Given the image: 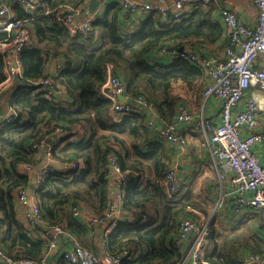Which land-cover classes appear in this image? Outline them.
Masks as SVG:
<instances>
[{
	"label": "trees",
	"instance_id": "1",
	"mask_svg": "<svg viewBox=\"0 0 264 264\" xmlns=\"http://www.w3.org/2000/svg\"><path fill=\"white\" fill-rule=\"evenodd\" d=\"M8 1L17 17L25 19L31 43L20 54L22 77L15 78L10 88V101L18 115L0 131V248L9 255L34 260L46 253L48 242L40 233L34 234L37 226L29 230L17 220L13 192L28 188L30 180L17 172L15 163L37 165L40 161L34 144L55 137L54 130L61 125L79 128L82 134L78 140L63 139L64 144L54 149L53 156L60 161L79 160L83 168L68 178L55 173L45 180L38 194L43 218L51 224H65L71 235L90 248L89 231L95 227L90 229L75 218L71 207L82 202L92 214L105 215L113 201L110 156L114 154L122 171L139 173L123 188L122 210L144 213L149 218L143 223L119 221L106 237L108 252L130 251V258L123 264H183L186 253L175 244L179 218L188 213L189 207L207 214L208 204L196 200L192 190L169 197L164 184L171 167L167 145L147 129L144 115L130 114L114 120L111 103L102 95L101 87L112 66L113 73L124 80L125 96L145 97L161 118L170 121L181 103L179 92H199L205 76L201 68L188 61H159L156 52L171 43L220 42L224 30L215 20L213 8L199 6L168 23L152 11L134 32L128 33L122 22V4L111 1L95 16L94 40L73 38L54 12L32 15L18 0ZM86 3L46 0L45 6L50 10L61 5L82 9ZM6 37L7 33L0 30V40ZM53 60L62 64L57 81L72 105L42 95L31 96L34 82L46 77ZM5 77L0 56V84ZM220 230L215 225L209 227L206 259L211 264H241L243 255L230 244V232ZM251 248L252 253L264 255V244L255 243ZM61 264L71 263L63 258Z\"/></svg>",
	"mask_w": 264,
	"mask_h": 264
},
{
	"label": "built area",
	"instance_id": "2",
	"mask_svg": "<svg viewBox=\"0 0 264 264\" xmlns=\"http://www.w3.org/2000/svg\"><path fill=\"white\" fill-rule=\"evenodd\" d=\"M46 0H18L22 8L35 15L37 12L49 14L54 12L61 24L68 29L73 38L90 39L95 37L93 21L95 15L85 19H79L82 9H76L68 5H61L52 10L45 6ZM111 1L122 4L124 17L147 15L152 11L157 12L163 21L172 22L180 20L199 6L213 7L219 12L225 25L228 43L222 52L180 51L177 44L163 45L156 52L159 60L167 57L168 60L181 59L188 61L204 72L208 78L203 95L206 98H216L222 102L221 121L215 123L204 121V127L210 134L211 154L224 168L230 172V194L235 197L234 206L237 212H243L248 207L259 209L264 218V165L256 150V145L264 146V125L261 131L256 128L260 125L261 111H264V65L259 61L264 58V0H253L258 8V20L256 24L249 25L239 18L234 10L223 6L219 0H149L147 2L131 0H100L101 6H106ZM25 19L15 16L12 4L8 0H0V30L7 33V37L0 40V56L2 57L6 77L0 84L1 95L10 87L15 78L22 77L20 54L31 43L29 29L25 26ZM156 58V57H155ZM157 59V60H158ZM60 70L49 71L46 77L34 82L35 88L31 96L42 95L49 100H61L65 98V92L58 83ZM109 76L101 87L102 95L111 103V115L116 121H120L125 115L141 114L146 116V127L152 131L160 142L172 146L184 148L187 136L181 126L188 125L194 119L187 105L180 104L177 108L174 120L161 124L160 117L155 106L145 97L138 96L130 101H121L125 96V83L120 75L114 74L112 66L109 67ZM252 86H256L262 97L260 101L255 96H249ZM242 109L237 111L238 107ZM18 113L11 105L7 112H0V131L13 123ZM249 132L244 133L243 129ZM58 135L54 145H48V138L37 141L33 148L37 156L43 148L47 149L48 162L39 166L35 175V183L32 191L19 187L13 192L15 207L20 210L29 228L37 225L43 226L42 236L47 240L48 247L45 255L40 260L15 257L7 254L0 248V263L3 264H48L47 257L59 249V240L69 237L72 240V248L63 252V258L71 264H123L130 258V251L123 250L120 253L96 254L82 242L72 236L65 228V224H51L43 218L39 191L45 180L52 174L61 173L71 177L78 174L83 168L82 162L64 160L62 168L56 165L57 159L53 156L56 147L63 143V139L76 140L80 134L79 128L68 129L61 125L54 130ZM111 170L116 174L117 192L115 200L122 203L124 187L131 177L139 175L131 170L122 171L116 155L110 156ZM37 165L15 163V169L20 173L31 174ZM23 168V171L22 169ZM164 184L170 198H174L181 190V183L177 177L175 168L171 167L167 172ZM250 193V196L246 194ZM88 211L86 206L79 202L71 207L75 218L82 220L90 228L98 224L110 221L106 229L107 234L112 232L119 221L130 223H143L149 218L147 214L140 212H125L123 218L115 219L116 207L114 202L109 203L108 211L103 217L96 216ZM190 212L198 213L189 208ZM199 214V213H198ZM192 238V246L187 264H211L206 259L209 248V223L200 222L194 216L182 215L178 221V232L175 244L182 247L188 238ZM241 264H264V255L249 253L242 259Z\"/></svg>",
	"mask_w": 264,
	"mask_h": 264
},
{
	"label": "crops",
	"instance_id": "3",
	"mask_svg": "<svg viewBox=\"0 0 264 264\" xmlns=\"http://www.w3.org/2000/svg\"><path fill=\"white\" fill-rule=\"evenodd\" d=\"M133 2L143 1L147 2L149 0H131ZM223 6L229 7L236 12L241 20H243L246 24L254 25L258 20V8L255 5L253 0H219ZM46 2V1H45ZM90 0H87L86 5L79 15V19L88 18L89 15L86 10L89 6ZM172 1L167 0V5H169ZM13 7V5H12ZM47 7V6H46ZM48 8V7H47ZM105 6H100V8L95 13V16L101 13L104 10ZM210 8V7H209ZM213 8V7H211ZM214 9V8H213ZM212 9V13L214 18L217 22H219L224 30V37L222 40L215 44H205L198 41H189L184 45H179L180 51H189V52H203L205 54H211V52H222L223 48L228 43V37L225 25L223 24L219 12L215 9ZM14 10V9H13ZM195 10V9H194ZM194 10H189V12H193ZM211 10V9H210ZM15 16L17 14L14 11ZM147 15H136L132 17H124L122 22L123 25H126L125 30L128 33L134 32L137 28V25L143 20ZM94 40H97L95 37ZM167 57L159 60L156 56V59L159 61L164 62H171V60L166 59ZM57 64V65H56ZM54 64L53 62L50 63L49 71H57V69H61V62L57 61ZM260 65H264V58H261L259 61ZM204 74V72H203ZM204 84L203 87L199 92L194 91H185L180 92L181 95V103L187 105L189 110L192 112L194 119L188 125L183 124L181 129L183 130L184 134L187 136V143L185 144L184 148L180 146H172L167 145L168 148V156H169V163L171 167L175 168L177 177L181 183V190L183 193L192 190L194 192V197L196 200L200 201L202 204H208L209 208L214 207L212 212L204 214L203 212L195 209L198 213H193L189 211V207L185 215H190L196 217L200 222L209 223V227L215 225L217 229L220 230V227L224 230H220L225 234H228L230 239V244L237 249H240V253L242 258L245 257L247 254L252 253L250 250H253L251 247L255 243H262L264 244V218L259 217V215L263 214L261 210L248 207L243 212H237L235 206L233 204L235 197L230 194V172H225L224 168L221 164L212 157L211 154V142H210V134L204 127V121L210 120L215 123H219L221 121V109H222V102L216 98H206L203 95V91L205 86L207 85L208 78L204 74ZM12 85L5 89L1 95V104H0V112L5 113L11 107V99L13 97L12 91H10ZM249 96H255L260 101H262V97L259 94L257 87L252 86L248 92ZM63 101L65 105H72V101L69 100L67 94L64 95ZM121 100V99H120ZM130 101L131 98L125 96V101ZM122 101V100H121ZM124 102V101H123ZM179 104V105H180ZM178 105V106H179ZM177 106V108H178ZM242 109V106L237 108V111ZM177 111V109H176ZM176 111L174 116L170 121H166L160 117L161 124H167L174 120L176 115ZM113 117V116H112ZM264 125V111H261L260 115V125L256 128L257 131H261ZM148 129V128H147ZM244 133H248L249 129L244 128ZM82 131L78 135V138L81 136ZM58 135L55 137L48 138V145H54V142L57 140ZM163 143V142H162ZM60 144V146H62ZM257 153L260 157L261 163L264 165V146L263 145H256ZM38 160L40 161L37 164V168L39 166H43L48 162V155L47 149L43 148L41 153L38 155ZM56 167L61 170L62 164L61 161L58 160ZM170 167V168H171ZM169 168V169H170ZM23 171V168H21ZM36 169V167L34 168ZM113 172V171H112ZM29 177L30 184L28 186V190L34 186L35 183V175L36 172L33 170L31 174L24 173ZM146 176L149 177L147 173ZM216 182V183H215ZM116 183V174L113 172V178L111 179V185L113 187V202L116 207V211L114 214L115 219H121L124 216V211L121 208V204L115 200L116 190L117 187ZM194 184L200 185L197 190L194 188ZM246 196H250V193L246 194ZM17 220L21 222L25 228L29 229L28 223L25 221L21 211L17 208ZM85 213H91L89 210ZM207 218V216H209ZM261 218V219H259ZM82 221V220H81ZM83 222V221H82ZM110 221L103 222L98 224L93 230L89 231V240H90V248L96 254H105L109 253L107 250V232L106 229L109 226ZM38 226L40 228H38ZM92 229V228H90ZM33 231V230H32ZM234 232L233 234H231ZM42 236L43 234V226L37 225V231L34 234H38ZM73 236V235H72ZM75 237V236H74ZM220 239H218L219 241ZM59 249L53 252L51 255L47 257L48 264H61L63 259V252L72 248V240L69 237H63L59 240ZM192 246V238H188L185 244L182 246V249L186 253V258L183 264L188 263V256ZM3 264V263H0Z\"/></svg>",
	"mask_w": 264,
	"mask_h": 264
},
{
	"label": "water",
	"instance_id": "4",
	"mask_svg": "<svg viewBox=\"0 0 264 264\" xmlns=\"http://www.w3.org/2000/svg\"><path fill=\"white\" fill-rule=\"evenodd\" d=\"M101 4H100V0H90L89 2V6L86 10V12L89 15H95V13L97 12V10L100 8ZM122 101H125V96H122L120 98ZM38 168L35 169V172H38ZM35 181V180H34ZM33 187L30 188V192L32 191Z\"/></svg>",
	"mask_w": 264,
	"mask_h": 264
},
{
	"label": "rangeland",
	"instance_id": "5",
	"mask_svg": "<svg viewBox=\"0 0 264 264\" xmlns=\"http://www.w3.org/2000/svg\"><path fill=\"white\" fill-rule=\"evenodd\" d=\"M181 92H183V91H181ZM179 93H180V92H179ZM215 183H216V182H215ZM200 185H201V184H199V185L194 184V188L197 190V188L200 187ZM208 208H209V206H208ZM213 208H214V207H210V208H209V212H210V213L212 212ZM209 217H210V215L207 216V218H209ZM219 242H220V240H219ZM235 248H236V247H235ZM236 249H237V248H236Z\"/></svg>",
	"mask_w": 264,
	"mask_h": 264
}]
</instances>
